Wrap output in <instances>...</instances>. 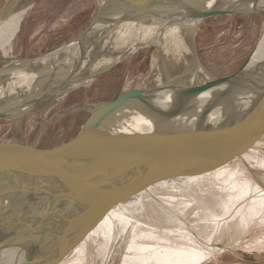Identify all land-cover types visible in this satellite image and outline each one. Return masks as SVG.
Instances as JSON below:
<instances>
[{"label": "rangeland", "instance_id": "374dc122", "mask_svg": "<svg viewBox=\"0 0 264 264\" xmlns=\"http://www.w3.org/2000/svg\"><path fill=\"white\" fill-rule=\"evenodd\" d=\"M127 8V3L121 0H26L18 8L10 20L22 12L25 14L19 17L14 35L0 45V54L11 46L15 48L13 59L6 63L0 61V108L49 95L23 111L0 118V140L39 148L60 145L79 130L97 107L123 93L167 83L192 86L206 79L232 75L245 62H253L255 48L264 33V4L260 0H165L146 11L139 20L124 24L125 27H119L120 24L104 26L108 29L118 27L112 34L91 32L86 37L87 53L82 66L74 72L75 78L63 83V75L71 73L72 66L63 67L61 54L49 67L45 55L74 42L94 19L115 20ZM206 10L226 13L204 18L198 24L199 20L194 18ZM160 32L157 51H137L115 63L119 55L133 45H152ZM75 55L77 58L78 51ZM152 56L155 62L150 61ZM82 76L87 78L81 80ZM213 91L195 96L173 120L176 123L196 122L206 109L208 112L201 122L204 126L223 118L225 106L214 99ZM169 111V107L151 100L136 101L110 118L155 121L164 118ZM251 150L264 154V137ZM249 158L246 155L238 158L229 165V170L238 166L253 178L244 163V160L249 162ZM259 182L260 187L251 197L255 201L264 196V175L259 176ZM230 187L231 195L243 194L242 189ZM225 190L214 177L192 183L166 182L147 190L152 196L150 203L143 202L138 195L115 208L157 232L158 228L188 232L196 241L193 247L204 254L190 264H264V205L256 207L257 214L263 211L247 224L235 222V215L246 208L247 196L243 195L229 203L234 206L228 205L227 215L210 218L211 211L220 213L218 199L227 195ZM196 193L199 195L195 197ZM249 208L243 212L247 217L256 213L251 203ZM30 209L31 206H20L11 211L10 224L0 226V240L24 225L40 229L45 223L44 214L38 211L35 217ZM172 241L175 240H171L173 245ZM8 242L10 245L0 251V264H15L45 246L22 235L11 237ZM162 242L166 244L165 240ZM87 252L83 263L94 264L96 248ZM121 253L112 264L120 263ZM75 260L76 255L70 254L60 264H73Z\"/></svg>", "mask_w": 264, "mask_h": 264}, {"label": "water", "instance_id": "95a60500", "mask_svg": "<svg viewBox=\"0 0 264 264\" xmlns=\"http://www.w3.org/2000/svg\"><path fill=\"white\" fill-rule=\"evenodd\" d=\"M25 1L0 0V25L10 19ZM121 1L126 2L128 8L117 15V19H94L67 46L76 44L80 47L97 27L139 20L146 11L165 0ZM225 13L206 10L197 13L194 19ZM130 51L132 49L121 55L117 63ZM78 64L77 57L72 71ZM246 64L230 76L206 79L193 86L123 93L97 107L69 140L57 146L39 148L0 140V226L10 224L12 205L21 198L84 205L80 213L70 221L57 224L53 231L54 224L40 229L24 225L13 230L0 240V251L10 245L9 238L22 235L45 246L15 264H60L112 208L129 197L161 183L200 181L245 155L264 137V77L262 81L256 78L258 83L261 82H252V87L240 85ZM207 90L237 96L249 107L241 110L228 125H201L207 109L196 122L166 125L190 100ZM48 95L0 108V118L23 111ZM145 100L164 102L170 111L155 124L110 118L128 103H145ZM200 125L204 128H199ZM3 212L5 215L2 216Z\"/></svg>", "mask_w": 264, "mask_h": 264}, {"label": "bare ground", "instance_id": "6f19581e", "mask_svg": "<svg viewBox=\"0 0 264 264\" xmlns=\"http://www.w3.org/2000/svg\"><path fill=\"white\" fill-rule=\"evenodd\" d=\"M260 3L264 4V0H260ZM21 14L18 17H15L11 20L8 19L9 21L7 20L8 22L6 21L7 22V23L5 22L6 24L3 23V26L0 28V33H3L1 36L4 37L1 40L0 45L4 41H6L9 38V36L12 35L13 32L16 30L18 20ZM137 46L133 47L132 50L136 49ZM255 49H256L255 53L252 57L253 62L246 64V67L243 71L244 72L243 77L239 80V84L242 86L249 85L252 87V85H254L255 83L259 84L263 80L264 33ZM256 78L261 81L258 83V81L255 80ZM213 92H214L213 96L215 95L214 99L216 101H219L221 103V106L224 105L226 111L224 113L222 112L223 118L216 119L215 121H213V125L211 126L224 125V124L228 125L237 117V115L239 114V112H241V110H246L249 107V105H244V103L237 96L227 95L219 90H215ZM154 102L159 106L164 105L168 107V105L164 102H160V101H154ZM136 122L144 123V124H155L160 121L143 120L141 118H138ZM182 123L184 122L181 121L176 123L175 120H173L167 122L166 125L177 126ZM201 125L203 124L201 123ZM201 125L198 127L204 128L203 127L204 125L203 126ZM245 155L250 157L249 162L245 161L244 159L243 160L244 163H246L245 165L249 167L253 178H250L246 174V172L241 170V168L238 166L234 167L232 170H229L228 168L229 166H227L218 173L210 177H207L205 179H202L203 181H208L212 177H214L216 178V182L219 183L221 187L226 189L225 190L226 192H228L227 195H225V197L222 196L220 197V199H218L220 213L217 214L215 210H213L210 212L211 214L210 218H216L227 215L229 207L234 206V205H229V203L232 204L234 201L238 200V198L241 199L243 195L247 196V203L245 205L246 208H242L235 215L234 217L235 222H240L241 224H247L248 221H251L252 217L259 216V214L263 211L260 210L259 213L257 214L256 207H258L260 204L264 205V196L261 198V200L258 201L257 200L255 201L251 197H253V193L256 190H258V188L260 187L259 176L264 175V154L262 151H252L250 149ZM230 186H234L236 189H242L243 194L238 193L236 195H231V192H229L230 190L228 189ZM152 187H149L143 190L142 192L129 197L124 201H127L135 196L141 195V199L143 200V202L150 203L152 196L148 193L147 190ZM197 195L199 194L196 193L195 197ZM250 203L252 204V211L256 213L255 215L251 213L252 216L250 215L249 217H247L243 214V212L246 210L249 211L248 208ZM15 205H17V207ZM20 206H24V207L31 206L30 211L32 215H34L35 217L38 211L43 213L44 219L42 218V220L45 221V223L41 224V228L45 227L46 224H54V227L51 228V231H53V229L57 227L56 226L57 224H62L65 221H70V219L73 216L80 213L84 205L83 204L69 205L68 203H60L48 199H40V198L32 197V198L18 199L15 202L13 209H18ZM3 215H5V212H3L2 216ZM23 222L25 223V221ZM164 240L166 244L162 242ZM171 240H175L172 241L173 245L171 243ZM195 243L196 241L194 240V237H192L186 231H182L180 229L158 228V232H157V230L149 229L148 226L147 227L144 226L137 220H134L131 216L123 213L122 210L114 207L105 215V217L100 221V223L95 227V229L92 230L70 254L76 255V260L75 263L73 264H84L85 262L83 263V261L85 259L86 254L88 253L87 251L89 249H91L92 251L93 247L96 248V252H97V258L93 260L94 264H112L113 259H115L118 256L120 251L122 253L120 256L119 264H190L204 257V254H201L197 249L193 247ZM9 249L10 248H8V251ZM198 249L200 250V247H198Z\"/></svg>", "mask_w": 264, "mask_h": 264}, {"label": "crops", "instance_id": "0c3cea01", "mask_svg": "<svg viewBox=\"0 0 264 264\" xmlns=\"http://www.w3.org/2000/svg\"><path fill=\"white\" fill-rule=\"evenodd\" d=\"M124 10H122L121 12H123ZM24 13V12H23ZM25 14V13H24ZM203 20V19H202ZM202 20H199L198 21V24H200L201 23V21ZM127 22H124V23H121L120 25H119V27H125L124 26V24H126ZM106 27V26H105ZM104 26L103 27H99V28H97L96 30H94V31H92L93 33L95 32H111V34H112V32L114 31L113 29H116V28H118V27H116V28H110V29H108V28H105ZM16 30H17V27H16ZM14 33H15V31L13 32V34H12V36L14 35ZM91 34V33H90ZM89 34V35H90ZM110 34V35H111ZM88 35V36H89ZM162 34H161V32L159 33V35H156V38L153 40V46L151 45V44H140V45H138V46H142V47H140V48H137V49H135V50H133V51H130L121 61H123L124 59H126V57L130 54V55H134L137 51H144V50H146V51H149V50H152L153 52H155V50L157 51L158 49L156 48V46H158L159 45V47H160V36H161ZM11 36V37H12ZM163 36H164V34H163ZM10 37V38H11ZM135 46H137V45H133L132 47H130L129 49H132L133 47H135ZM129 49H127V50H129ZM127 50L126 51H123V53H121L119 56H121V55H123L125 52H127ZM78 51V60H79V64H78V67H77V69H79L81 66H82V61H83V59H84V56H85V54L87 53V48H86V38L83 40V42H82V44L80 45V47H78L76 44H73L72 46H62V48H58V49H56V50H54V51H52L51 53H49L48 55H45V56H48V59H47V61H48V64H49V67L50 66H52V62H54L61 54L63 55L62 56V58H61V63H62V65H63V67H64V65H66L67 66V64H70L71 66H72V68L74 67V64H75V61H76V55H75V53ZM160 51V50H159ZM14 53H15V48H13L12 46H11V48H10V50H7L6 52H4V53H2V54H0V61L1 62H3V63H6V61H9V60H11V59H13V57L14 56H12V55H14ZM120 58V57H119ZM118 58V59H119ZM118 59H117V61H118ZM155 57H150V61L152 60V62H155ZM31 61V60H30ZM33 61V60H32ZM117 61L115 62V63H117ZM121 61H119V63L121 62ZM72 68L70 69V71H71V73L70 72H68L67 74H65V75H63L64 76V78H63V81H64V79H69L67 82H63V83H69L70 82V80L71 79H73V78H75L74 76H75V71L77 70H74V71H72ZM70 73V74H69ZM81 77V76H80ZM84 77V78H83ZM85 78H87L86 76H82V78H81V80H84ZM89 79V81H91L92 79H91V77L89 76L88 77ZM95 78V77H94ZM61 81V80H60ZM59 81V82H60ZM62 82V81H61ZM84 83V82H83ZM80 84V83H79ZM63 85V84H62ZM194 85H196V84H194ZM170 86H174V85H171V84H169V83H167V84H165V85H160V86H157V87H153V88H160V87H170ZM193 86V85H192ZM142 89H152V88H142ZM139 90V89H138Z\"/></svg>", "mask_w": 264, "mask_h": 264}]
</instances>
